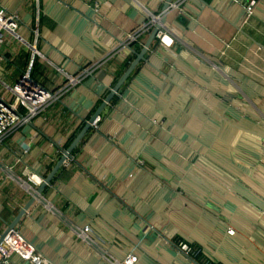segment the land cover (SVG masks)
Wrapping results in <instances>:
<instances>
[{"label": "crops", "instance_id": "obj_1", "mask_svg": "<svg viewBox=\"0 0 264 264\" xmlns=\"http://www.w3.org/2000/svg\"><path fill=\"white\" fill-rule=\"evenodd\" d=\"M0 4L21 20L16 36L7 34L0 45V81L13 84L24 72L35 28L39 54L31 76L45 88L61 87L63 72L97 64L0 143L1 234L31 196L21 183L24 169L43 177L52 170L57 151L134 59L120 46L127 32L162 3ZM244 5L186 0L187 15H167L173 44L154 39L152 66L138 64L15 226L50 264H109L105 257L128 252L138 256L135 264H196L177 241L215 264H264V0L245 21ZM147 36L131 47L139 51ZM0 93L8 95L1 84ZM85 226L90 243L73 231Z\"/></svg>", "mask_w": 264, "mask_h": 264}, {"label": "built area", "instance_id": "obj_2", "mask_svg": "<svg viewBox=\"0 0 264 264\" xmlns=\"http://www.w3.org/2000/svg\"><path fill=\"white\" fill-rule=\"evenodd\" d=\"M157 1L162 3L164 0ZM242 1H245L243 8V20L245 21L253 14L257 0ZM185 3L186 0H171L166 12V18L167 15L175 11L181 14H186L184 8ZM147 14L148 16L145 22L134 30L127 32L125 39L120 43V46L127 47L132 44H142V38L146 34H149L155 24L161 25L155 35V40H157L158 44L166 47H170L173 44L171 30L166 24L160 23L162 11L158 14L152 12H148ZM20 22L21 20L18 13L11 12L0 4V45L4 43L7 34L16 36ZM32 32L35 42L39 36V32L37 28L33 29ZM34 42L32 44L26 43L30 49V55L25 70L21 76L13 84H7L0 81L2 89L8 93L7 96L0 93V143L5 137L9 136L20 127L29 124L35 116L42 112L52 102L59 99L60 96L65 94L70 88L91 75L92 71L97 66L96 63L90 64L89 66L81 68L79 72H76L75 74H67L63 72L66 78L64 84L57 90H49L31 76L35 56L39 54L35 48ZM2 58L3 56L0 54V60H2ZM98 120L99 116L94 121V126ZM26 151L27 148H23V152L25 153ZM57 152L62 154V149ZM23 176L25 179H22L21 183L27 189L29 194L33 195L36 191L35 187L40 186L43 182V176L27 168L24 169ZM73 231L76 236L84 242L90 243L92 241L89 235V226L74 229ZM227 233L233 235L234 231L228 229ZM187 247L190 248V251L188 252L190 257L198 251L190 246ZM103 256L105 257V255ZM14 257H18L27 264H50L33 243L28 241L16 228H11L0 242V264H15ZM105 258L109 264H135L138 261V256L132 252H128L122 258H116L113 256Z\"/></svg>", "mask_w": 264, "mask_h": 264}, {"label": "water", "instance_id": "obj_3", "mask_svg": "<svg viewBox=\"0 0 264 264\" xmlns=\"http://www.w3.org/2000/svg\"><path fill=\"white\" fill-rule=\"evenodd\" d=\"M170 1L171 0H164L162 2V7H161L162 16H161V19H160V23L161 24H165L166 23V12H167V9H168V6H169ZM160 27H161L160 24H155V26L149 32L146 40L143 43V46L141 47V49L139 51H136L134 48H132L129 45L127 46V48L134 54V56H135L134 59L131 61V63L128 65V67L124 70V72H122V74L120 76H118V78L116 79V83L112 86V88L109 89L108 94L106 95V97L104 98V100L102 101V103L98 106V108L93 112V114L87 120H84L83 121L82 127L80 128L78 134L72 140V142L70 143V145L66 149H62V154H61L60 158L58 159V161L56 162L55 166L52 168V170L45 177H43V182L40 184V186H38L36 188V191L33 193V195L30 196V198L24 204L23 208L18 212V214L16 215V217L14 218V220H12V222H10L9 224H7L6 228L0 234V242L3 239V237L5 236V234L11 228H15V226L18 224V222L20 221V219L26 214L27 210L32 205V203L35 201V199H38L39 198V195L41 194V191L43 190V188L46 185H49L51 183V180H52L54 174L63 165L64 160L67 159V158H70L72 150L77 145V143L80 141L81 137L88 130H90V129L93 128L94 121L100 115V113L102 112V110L106 106V104L109 103V101L113 97H119L120 94L123 92V89L122 88H124V87H126V86H128L130 84V76L134 72V70L138 66V64L140 62H144V63H147L148 65L152 66L151 62H149V60H148V51L151 48L152 43H153V41L155 39L156 32H157V30ZM196 100L199 101L198 98H196ZM201 104L204 107L207 108V106L205 104H203L202 102H201ZM210 111L214 115H217L218 116V114L216 112H213L212 110H210ZM230 125H232L235 128H238V129L240 128L239 126H234L233 124H230ZM248 132L257 135V133L254 132V131H249L248 130ZM259 136H261V135H259ZM190 258L196 264H200L199 262H197L192 257H190Z\"/></svg>", "mask_w": 264, "mask_h": 264}, {"label": "trees", "instance_id": "obj_4", "mask_svg": "<svg viewBox=\"0 0 264 264\" xmlns=\"http://www.w3.org/2000/svg\"><path fill=\"white\" fill-rule=\"evenodd\" d=\"M192 247V246H191ZM198 250L196 254H192L191 257L195 259L200 264H215L208 256H205L200 249L194 248Z\"/></svg>", "mask_w": 264, "mask_h": 264}, {"label": "rangeland", "instance_id": "obj_5", "mask_svg": "<svg viewBox=\"0 0 264 264\" xmlns=\"http://www.w3.org/2000/svg\"><path fill=\"white\" fill-rule=\"evenodd\" d=\"M252 135H254V134H252ZM228 229H232L233 231H234V228H232V227H227L226 228V233H227V231H228ZM228 234V233H227ZM228 235H231V234H228ZM176 245L178 246V249H180L182 252H184V253H187L188 254V256H189V251H190V248L189 247H187V245H186V247H185V244H183L182 242H180V241H177V243H176ZM206 256V255H205Z\"/></svg>", "mask_w": 264, "mask_h": 264}]
</instances>
